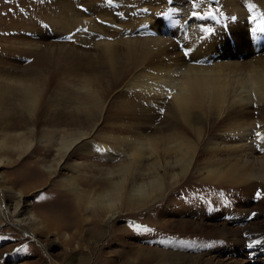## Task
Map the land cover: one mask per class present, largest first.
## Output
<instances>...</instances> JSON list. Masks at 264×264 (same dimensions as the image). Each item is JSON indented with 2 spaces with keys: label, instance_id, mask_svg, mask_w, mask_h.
Masks as SVG:
<instances>
[{
  "label": "rangeland",
  "instance_id": "rangeland-1",
  "mask_svg": "<svg viewBox=\"0 0 264 264\" xmlns=\"http://www.w3.org/2000/svg\"><path fill=\"white\" fill-rule=\"evenodd\" d=\"M177 1L0 0L1 75L5 79H10V76L26 79L30 77L31 69L45 64L52 66L42 78L39 77L46 87L42 99L30 111L18 103L12 91L0 89V138L7 133L4 128L21 124V127L11 128L19 133L25 132L33 142L31 149L20 159L13 150L2 152L5 159L16 163L1 168L0 178L7 188L24 192L28 210L44 221L38 244L27 234L17 231L11 224L13 219L3 224L0 227V264H264V184L252 180L241 187L221 186L200 173L203 167L210 170L220 168L219 159L223 160L225 167L232 159L242 158L243 153L240 152L208 150L207 141L218 138L217 127L197 123L199 130L196 133L187 128L185 134L194 148L190 150V167L184 179L166 193L162 189L163 197L137 211L125 210L122 199L117 204L120 213L114 220H105L102 209L92 206L83 212L87 221L81 219L79 222V215H75L77 224L73 220L76 225L65 228L72 223L70 210L73 208L59 211L61 208L54 209L50 203L53 190L59 188L58 182L77 175L70 170H62L52 177L43 176L37 182L26 180L30 166L35 164L41 171L42 164L53 161L56 152L47 146V141L54 130L67 129L68 123L74 119L78 120L77 131L94 130L92 136L67 159L70 166L75 163L90 166L82 175H96L95 171L106 165L107 160L99 155L98 150L88 153L92 146L90 141L107 144L103 137L105 132H119L120 128L133 126L140 128V132L147 137L163 138L171 126L185 128L168 105L151 95L137 97V87L133 88L137 91L126 87L135 75L151 77L155 79L153 83L160 80L154 85L156 88L167 87L165 76L170 64L173 61L182 63L183 55L187 53L180 47L181 41L174 38L183 18L193 17L189 26L193 27L191 30L198 28L196 42L202 51L209 53L212 49H224L219 52L234 56L223 59L224 62H264V53L258 57L254 55V41L249 34L251 29L264 27V17L257 12L258 6L264 4L257 3L264 0H243L244 3L242 0H231L234 6H242L247 11L256 10L251 15L259 18L251 16L253 22L250 25L240 22L229 9H223L227 6L221 5L223 2L220 0H205L210 9L205 12L201 10L203 0H180L175 7L173 3ZM50 8L58 11L59 23L69 26L78 23L72 32L77 31L79 42L61 29L39 22L38 12ZM142 10L152 18L154 27L161 31L159 37L166 38V41L172 39L175 46L172 42V45H158L156 47L159 48L154 47L152 51L146 50L148 56L138 46L132 57L128 56L123 42L141 41L147 37L142 31H131L138 27L134 21ZM182 12L184 17L178 15ZM119 14L129 15L122 19L124 23L119 21ZM228 14H231L230 17ZM108 18L111 21L116 18L114 21L124 31L113 34L112 39L118 42L115 43L118 47L114 46L113 50L106 52L96 46L91 27L97 26L100 31L105 29L106 32H103L108 35V27L102 28V25L108 26ZM230 35L234 46L228 39ZM252 37L259 47L258 52H263L264 44L254 33ZM166 45L170 46L169 50ZM140 60L143 63H137ZM8 67L12 68L9 72ZM70 84L77 88L90 85L89 88L97 93V103L91 101L92 106L86 104L81 108L75 105L76 95L70 102L69 91L66 92ZM59 88L65 89L60 91ZM29 122L34 132L29 131L26 125ZM154 147L161 152L164 145L156 141ZM175 172L178 170L171 171ZM258 191L261 193L259 197L256 196ZM55 224L61 227L56 228ZM67 235L71 241L66 240Z\"/></svg>",
  "mask_w": 264,
  "mask_h": 264
},
{
  "label": "bare ground",
  "instance_id": "bare-ground-1",
  "mask_svg": "<svg viewBox=\"0 0 264 264\" xmlns=\"http://www.w3.org/2000/svg\"><path fill=\"white\" fill-rule=\"evenodd\" d=\"M220 1L223 2L221 5L227 6L223 9H229L232 15L238 18L240 22L242 21L247 25L253 22L251 18L254 16L251 14L252 11H256L255 9L247 11L242 8L241 4V7L234 6V4L232 5L234 0ZM176 3H180V0L173 3L175 7H177ZM260 3H264V1L257 4ZM216 4L220 7L219 3ZM258 7L255 6V8H258V14L264 17V4ZM208 8L207 1L203 0L201 10L203 12L209 11L210 9L208 10ZM57 12V10L54 11L52 8L47 10L41 9L38 12L40 15L38 20L39 22L42 21L41 24L44 23V25H49L52 28L61 29L65 34L68 33L71 39L78 41L80 37L77 35V31L72 32L73 27L74 29L78 27V23L70 26L67 23H59ZM253 13L255 14V12ZM139 14L138 19L134 21L137 22L138 27L131 31H142L147 37L141 41L125 40L123 44L127 47L128 56L131 55L132 57V54L135 52L134 49L138 46L143 48V52L145 50L146 56H148L146 50L150 49L152 51V48L158 45L160 47V45L165 46L163 44L172 45L173 43V46H175L174 42L171 41L172 39L166 41V38L161 39L159 37L162 35L161 31L157 27H154L152 18L144 10L140 11ZM178 15L180 17L185 16L183 12ZM228 15L230 17L231 14ZM128 16L121 14L119 21L123 22L122 19ZM116 18L112 19L113 21L110 18H108L110 19L109 21L105 19L108 26H105V22V27L102 25V28L108 27V35L105 33V29L103 30L105 32H103L99 28H96V25V27H91L92 33H94L91 36H93V40H96V46L106 52L113 50L114 46L118 47L115 44L118 42H114L112 39L113 34H119L124 31L119 26V23L114 21ZM192 18L186 17L181 20L179 30L177 31L178 35L174 37L181 41L180 47L185 49L189 55H187L188 58L186 55H183L182 63L173 61L170 64V70L165 76L167 87L156 88L154 85L158 84L160 80L158 79V83L156 81V83H153L155 79L142 77L143 75H135L126 84V87L130 90H135L133 88L137 87L138 91L135 90L137 91V97L141 94L145 96L151 95L154 99L168 105L173 110L175 118L185 128L171 126L163 138L147 137L143 135L144 133L140 132V128L133 126L127 129L120 128L119 132L111 131L108 134L105 132L103 137L106 139L107 144L90 141L89 143L92 146L89 147L88 153L98 150L99 155L107 160L105 162L106 165L101 166V168L98 167V170L95 169L96 175H82L83 171L87 170V167L90 166L80 163L70 166L67 164V159L83 141L92 136L94 130L91 129L92 131L90 132L77 131L78 120L74 119L75 121L72 120L68 123L67 129L62 127L61 129L54 130L53 133L51 132L52 135L50 134L51 137L47 141V146L56 152L53 161L42 164L40 166L43 168H41V171L37 169V165L35 164L30 166V168L28 167L30 169L26 179L28 182H37L46 175L52 177L62 170H70L77 175L76 177L72 176L58 182L57 186L59 188L53 190V200L50 203V206L54 209L61 208L58 209L59 211L73 208L70 210L72 211L73 224H67L65 228L75 226L78 222L76 218L78 215L79 222L81 219L87 221L88 218L83 212L89 210L92 206L100 207L102 212H104L105 220L110 221L118 217L120 210L117 204L122 199L125 210L137 211L154 203L158 198L163 197L162 191L165 190L166 193L178 185L189 170L190 162L188 159H190V150L194 148V145L191 144L185 131L188 128L193 129L192 131L196 133V130H199L197 123L218 128V138H212L207 141L208 150H215L220 153L226 150L231 151L230 153H243L242 158L237 159L238 161H232V159L230 162L228 160L230 163H228V166L225 165V167L223 166V160L219 159L217 162L222 165L220 168L216 167L217 169L210 170L207 167H203L200 171L201 174L213 179L214 182L219 183L221 186L240 185L241 187V185L249 183L252 180H258L264 184V156H260L264 155V141H259L254 136L255 131H259L264 135V62L257 60L256 62L250 61L244 64L239 62H224L223 59L233 56L219 52L224 51V49L217 50L220 55L213 49L210 52L208 51L209 53L202 51L198 46V42H196L198 28L195 27L194 30H191L193 27L189 26ZM254 18L256 19L257 17ZM110 32L112 33L110 34ZM252 33L257 35L259 41L264 44V27H258L255 30L251 29L249 31L250 37L254 41L252 44L254 55L258 57L264 51L258 52L259 47L254 37H252ZM156 36L160 39L156 38ZM228 39L231 45L234 46L231 35L228 36ZM80 42L83 43V41ZM121 42L122 40L119 41V43ZM166 46V49L170 47ZM133 57L135 56L133 55ZM137 63L141 64L143 62L140 60ZM50 68H52L51 64H45L31 69L32 71L29 72L30 77L26 79L13 76H10V79H5L0 73V89L12 91L18 103L30 111L42 99V92L44 87H46L44 86L45 82L39 79V77L42 78ZM7 70L9 72L12 68L8 67ZM156 76L158 78L161 77V75ZM53 82L55 83V81ZM89 87L90 85H83L79 88L71 84L68 85L66 92L69 91L67 95L70 102L73 100V95L78 97L75 105H79L80 107H85L86 104L91 105L92 102L98 101L96 98L97 93L92 90L93 88ZM59 90L62 91L61 88ZM134 95L136 96V93ZM257 124L260 125L259 128L256 127ZM26 125L29 127V131L34 132L35 129H30L32 126L30 122ZM21 126V124H13L4 128L7 133L0 138V169L5 166L10 167L16 163L10 161V159H5L2 156L3 151L13 150V152L18 153V158L20 159L32 147L33 142L29 140L25 132V134L19 133L15 129H12ZM156 141H161L164 145L161 152L155 150L154 144ZM257 144H259V147H257ZM255 154L259 155L254 157ZM176 169L178 170L177 173H171V171ZM86 186L87 189L85 188ZM60 198L62 200H59ZM25 203L24 192H17L12 188H7L0 178V227L8 223L10 219H13L12 223H10L15 226L16 230L27 234L38 244L40 243L38 238L42 234L41 230H43L42 224H44V221L31 213L28 210L29 205ZM55 227L59 228L61 226L55 224ZM247 235H250V233ZM66 240L71 241V237L67 235Z\"/></svg>",
  "mask_w": 264,
  "mask_h": 264
},
{
  "label": "snow or ice",
  "instance_id": "snow-or-ice-1",
  "mask_svg": "<svg viewBox=\"0 0 264 264\" xmlns=\"http://www.w3.org/2000/svg\"><path fill=\"white\" fill-rule=\"evenodd\" d=\"M185 55H187V53H185ZM256 127L259 128L260 125L257 124ZM254 136H255L256 138H258L259 141H264V135H262L261 132H259V131H255V132H254ZM257 147H259V144H257ZM260 195H261V193L258 191V192L256 193V196L259 197ZM253 215H255V214H253Z\"/></svg>",
  "mask_w": 264,
  "mask_h": 264
}]
</instances>
